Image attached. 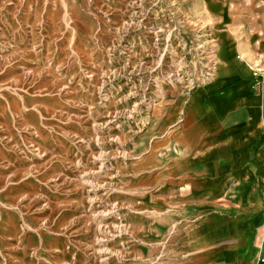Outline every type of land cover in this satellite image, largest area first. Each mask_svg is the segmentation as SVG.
I'll return each instance as SVG.
<instances>
[{
	"label": "rangeland",
	"instance_id": "rangeland-1",
	"mask_svg": "<svg viewBox=\"0 0 264 264\" xmlns=\"http://www.w3.org/2000/svg\"><path fill=\"white\" fill-rule=\"evenodd\" d=\"M248 61L261 94L264 0H0V264L177 263L198 206L168 183L175 131Z\"/></svg>",
	"mask_w": 264,
	"mask_h": 264
},
{
	"label": "crops",
	"instance_id": "crops-1",
	"mask_svg": "<svg viewBox=\"0 0 264 264\" xmlns=\"http://www.w3.org/2000/svg\"><path fill=\"white\" fill-rule=\"evenodd\" d=\"M230 64L218 80L193 93L174 134L168 183L187 190L186 203L198 206L186 218L191 237L175 250L183 253L175 264H259L257 257L264 256V240L255 241L257 232L264 233V120L253 135L237 132L249 123V113L262 114L264 87L261 94L250 88L249 61L242 68ZM241 215L251 219L239 236Z\"/></svg>",
	"mask_w": 264,
	"mask_h": 264
},
{
	"label": "built area",
	"instance_id": "built-area-1",
	"mask_svg": "<svg viewBox=\"0 0 264 264\" xmlns=\"http://www.w3.org/2000/svg\"><path fill=\"white\" fill-rule=\"evenodd\" d=\"M254 75L258 76V77H262V80H258V84H261V83H264V71H262V69L260 68H257L255 71H254ZM259 264H264V257H260L259 258Z\"/></svg>",
	"mask_w": 264,
	"mask_h": 264
}]
</instances>
